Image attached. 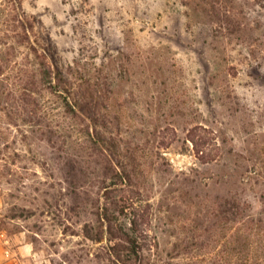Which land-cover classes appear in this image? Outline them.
Returning <instances> with one entry per match:
<instances>
[{"label":"rangeland","instance_id":"1","mask_svg":"<svg viewBox=\"0 0 264 264\" xmlns=\"http://www.w3.org/2000/svg\"><path fill=\"white\" fill-rule=\"evenodd\" d=\"M0 264H264V0H0Z\"/></svg>","mask_w":264,"mask_h":264},{"label":"trees","instance_id":"2","mask_svg":"<svg viewBox=\"0 0 264 264\" xmlns=\"http://www.w3.org/2000/svg\"><path fill=\"white\" fill-rule=\"evenodd\" d=\"M121 236L124 237L125 241L129 244L131 250L130 252H132V254H136V239L128 237V233L126 232L121 233Z\"/></svg>","mask_w":264,"mask_h":264}]
</instances>
